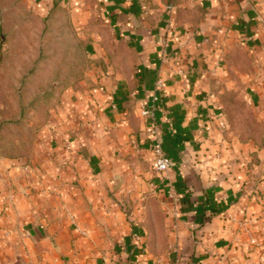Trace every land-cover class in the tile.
Here are the masks:
<instances>
[{"label":"crops","instance_id":"crops-1","mask_svg":"<svg viewBox=\"0 0 264 264\" xmlns=\"http://www.w3.org/2000/svg\"><path fill=\"white\" fill-rule=\"evenodd\" d=\"M97 1L104 21L132 37L136 68L66 91L41 132L42 154L33 165L0 162V264H157L136 223L124 219L132 204L125 188L112 185L117 172L102 168L132 140L151 164L139 108L158 77L155 122L174 166L171 185L155 179L150 187L162 184L164 194L172 188L179 197L169 202L179 217L170 244L181 264H264V181L253 186L240 160V149L252 145L225 137L217 92L235 82L228 67L236 64L234 49L243 48L249 70L235 69L245 99L264 117V0H149L155 6L145 11L136 0ZM168 17L174 27L161 55L157 40ZM206 148L219 151L210 171L180 166ZM234 211L252 217L248 236L231 234L226 215ZM252 236L257 245L248 243Z\"/></svg>","mask_w":264,"mask_h":264},{"label":"rangeland","instance_id":"rangeland-1","mask_svg":"<svg viewBox=\"0 0 264 264\" xmlns=\"http://www.w3.org/2000/svg\"><path fill=\"white\" fill-rule=\"evenodd\" d=\"M77 1L0 0V162L6 168L10 161L33 165L32 159L40 157L41 132L66 91L97 87L109 76L116 80L117 75L129 76L136 68L132 37L104 21L102 2ZM135 4L144 11L155 6L149 0H136ZM234 53L235 67L228 70H235L236 80L231 87L218 89V100L227 125L225 137L252 145L240 149V160L246 163L252 185L257 186L264 181V117L245 99V82L236 72L249 70L247 52L237 47ZM129 145L127 150L117 149L102 169L117 172L112 185L126 189L125 197L132 204L122 210L126 223H136L146 251L157 264L169 263L175 257L176 246L170 242L179 218H174L175 207L169 210V202H179V197L171 200L159 189L163 183L171 185L169 172L161 186L150 187L160 177L141 148ZM218 152L206 148L200 158L182 161L180 166L210 171ZM101 165L96 162L98 169ZM226 217L232 235L252 232L249 215L234 211ZM252 238L250 246L255 245Z\"/></svg>","mask_w":264,"mask_h":264},{"label":"built area","instance_id":"built-area-1","mask_svg":"<svg viewBox=\"0 0 264 264\" xmlns=\"http://www.w3.org/2000/svg\"><path fill=\"white\" fill-rule=\"evenodd\" d=\"M173 20L172 18H166L164 22V32L160 35L157 40V44L159 46V52L161 55L166 54L169 47V37L170 31L173 29ZM262 30L264 31V24L262 25ZM163 90V80L161 77H158L154 83V90L151 95V99L149 102H143L139 108V115L144 121V134L147 138L150 139L148 150L151 155V167L160 177V181L164 182L167 179V173L174 166V161L165 153L163 148V140L160 135V131L155 122V111L158 108V102L160 100V93ZM132 145L135 148H138V145L135 140L131 141ZM176 192L174 189L169 188L167 191V196L171 200L176 197ZM173 216L177 219V210L173 212ZM176 224H174V227ZM136 240L140 239L139 235H136ZM251 244L257 245V239L252 238L250 240ZM175 257L168 264H181V258L178 255L177 248H174ZM106 261H103L105 264ZM140 264H144L141 262Z\"/></svg>","mask_w":264,"mask_h":264}]
</instances>
